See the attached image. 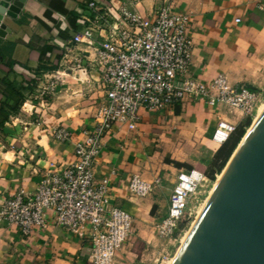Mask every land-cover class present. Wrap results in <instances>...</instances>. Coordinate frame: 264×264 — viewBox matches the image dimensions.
Masks as SVG:
<instances>
[{"label":"crops","instance_id":"0c3cea01","mask_svg":"<svg viewBox=\"0 0 264 264\" xmlns=\"http://www.w3.org/2000/svg\"><path fill=\"white\" fill-rule=\"evenodd\" d=\"M91 1L12 0L0 15V209L17 191L34 192L52 166L73 164L76 145L94 129V116L105 99L94 50L80 45L75 52L89 57L82 62L86 70L63 72L66 42L80 30L78 10ZM157 6V0H141L137 10L153 22ZM178 10L192 19L190 75L207 85L223 75L230 86L264 91V0H179ZM47 74L61 79L56 91L33 88L34 82L41 88L39 79ZM9 84L14 90H7ZM139 115L135 132L115 127L105 135L97 158V177H111V206L134 218V237L114 264H146L150 250L160 248L154 226L168 214L180 172L205 165L219 122L238 127L245 117L241 110L221 106L219 111L193 98L175 109L140 110ZM59 127L70 132V141L55 139L52 132ZM135 175L152 185L144 199L129 192ZM91 254L89 241L52 224L24 238L0 220V264H93Z\"/></svg>","mask_w":264,"mask_h":264},{"label":"built area","instance_id":"2783aa9c","mask_svg":"<svg viewBox=\"0 0 264 264\" xmlns=\"http://www.w3.org/2000/svg\"><path fill=\"white\" fill-rule=\"evenodd\" d=\"M157 1L153 22L140 16L137 5L141 0H94L78 10L80 30L66 42L69 48L64 57L69 61L63 72L85 71L82 62L89 57L75 50L80 45L92 48L105 99L94 116V129L87 132L85 142L76 145L77 160L68 166H52L43 173L34 192L20 190L4 201L0 220L15 226L22 237L29 238L37 229L52 224L89 241L93 264H114L118 252L134 237L135 225L131 214L111 206L110 175L97 177V158L105 135L115 127L135 132L140 110L175 109L187 98L219 111L221 106L241 110L246 116H252L261 102L263 92L230 86L223 75L209 85L190 75L192 19L178 10L179 0ZM45 77L58 83L59 78L53 74ZM236 129L231 122H219L213 143L222 146ZM52 134L59 142H68L72 137L64 127L54 129ZM208 182L209 177L197 169L180 172L168 214L154 226L160 248L150 250L146 264L171 262L168 243L177 241L185 231L196 209L193 201L198 202L199 189ZM128 189L132 197L144 199L152 185L135 175Z\"/></svg>","mask_w":264,"mask_h":264},{"label":"water","instance_id":"95a60500","mask_svg":"<svg viewBox=\"0 0 264 264\" xmlns=\"http://www.w3.org/2000/svg\"><path fill=\"white\" fill-rule=\"evenodd\" d=\"M245 137L172 264H264V111Z\"/></svg>","mask_w":264,"mask_h":264},{"label":"rangeland","instance_id":"374dc122","mask_svg":"<svg viewBox=\"0 0 264 264\" xmlns=\"http://www.w3.org/2000/svg\"><path fill=\"white\" fill-rule=\"evenodd\" d=\"M55 70H52V71L56 75V71ZM56 82H58L59 84L62 83L61 82V79H57ZM38 83H39V85L43 84L42 87L41 88H38L37 87V83L34 82L32 84L33 85V88H35V89L37 88V89H41V90H44V88H46L47 89V92H49V91L50 92H55L56 91V88L55 87H57V85H58V84L57 85L54 84V80H50L49 78L39 79V82ZM52 86H55V87L53 88ZM262 104H264V91H263V96L261 98V102L258 104L257 108L253 112V115L252 116H246L245 115L244 122L241 123L240 125H238L236 131L238 129L244 127L246 129L245 135L247 134L249 128L252 126V124H253V122L255 120V117L259 114L258 108ZM249 122H250V124H248ZM216 148H217V145L215 143H213V142L209 143L208 148L206 149L207 150V158H208V160H206V161L203 160L202 161L205 164L204 167L206 168V173L205 174L209 177V179L211 180V182H208V183L204 184L203 187L199 189V192L197 194V198H198L197 200H198V202L196 203V200L193 201V205H194V207H196V209L194 211V214L192 216V219L184 227L185 231L183 232V234L181 235V237L177 241H175V240L173 241L172 240L170 243H168L167 249L169 250V252L172 253V257H171L172 259L175 257L178 249L181 247L182 238L185 236L184 234H186L190 230V228H191V226H192V224H193V222H194V220H195V218H196V216L198 214V211L200 210L201 206L205 203V201L209 197L210 191L212 190V188L214 186V183L218 180V177L222 174L223 170L225 169V167L227 166V164L229 162V161L227 162L226 166L223 167V169L221 170V172H218L217 171V168H218V166L220 164V160L218 161L217 158H216L217 153H216V155L213 158L210 159V156L213 154V152L216 150ZM201 166H203V165H201ZM212 176L214 177V179H212Z\"/></svg>","mask_w":264,"mask_h":264},{"label":"trees","instance_id":"16d2710c","mask_svg":"<svg viewBox=\"0 0 264 264\" xmlns=\"http://www.w3.org/2000/svg\"><path fill=\"white\" fill-rule=\"evenodd\" d=\"M94 1V0H93ZM92 2V1H91ZM44 57V55H42ZM43 69H46L45 67H43ZM7 90H14L13 86L11 84H9L7 86ZM22 99V98H21ZM250 124V122L248 123ZM245 132L246 129L244 127L238 129L237 131H235V133L232 135V137L230 138V140H228V142H226L225 144H223L220 149L217 152L216 158L219 161L220 160V164L217 168L218 172H221V170L223 169V167L226 166L227 162L229 161V159L232 157L234 151L237 149L238 145L241 143V141L243 140L244 136H245ZM175 167H182V164L173 162ZM187 169L191 170L192 168L190 166H185ZM197 170L206 173V168L204 166H198ZM212 179H214V177L212 176Z\"/></svg>","mask_w":264,"mask_h":264},{"label":"bare ground","instance_id":"6f19581e","mask_svg":"<svg viewBox=\"0 0 264 264\" xmlns=\"http://www.w3.org/2000/svg\"><path fill=\"white\" fill-rule=\"evenodd\" d=\"M258 110H259V114L255 117V120H254L252 126L249 128V130H248V132H247V134H246V137H247V135L251 132L253 126L256 124V122H257L258 119L260 118L261 114L263 113V111H264V104H262V105L258 108ZM246 137H245V138H246ZM242 143H243V142H242ZM242 143L237 147L236 151L234 152L233 156H232L231 159L229 160V162H228L227 166L225 167V169L223 170L222 174L218 177V180L214 183V186H213L212 190L210 191L209 197L207 198V200L205 201V203L201 206L200 210L198 211V214H197V216H196V218H195V220H194V222H193V224H192L190 230H189L186 234H184L185 236L182 238L181 247H182V245L184 244V242H185L187 236L189 235V233H190L192 227L194 226L195 222L197 221V219H198V217H199L201 211L203 210L204 206L206 205V203L208 202L209 198L211 197L213 191L215 190L216 186L218 185L219 181H220L221 178L223 177V175H224V173L226 172L227 168L229 167L230 163L232 162V160L234 159L235 155L237 154V152L239 151L240 147L242 146ZM181 247L178 249V251H177L175 257L172 259V261L170 262V264L173 263V261H174V259L176 258L178 252L180 251Z\"/></svg>","mask_w":264,"mask_h":264}]
</instances>
